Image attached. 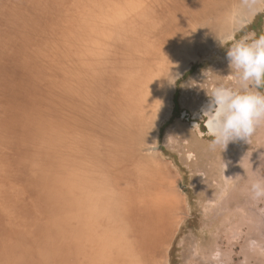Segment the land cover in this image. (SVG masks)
<instances>
[{
    "label": "bare ground",
    "instance_id": "1",
    "mask_svg": "<svg viewBox=\"0 0 264 264\" xmlns=\"http://www.w3.org/2000/svg\"><path fill=\"white\" fill-rule=\"evenodd\" d=\"M55 1L0 0V264H161L175 208L140 143L189 45L264 0H73L69 25Z\"/></svg>",
    "mask_w": 264,
    "mask_h": 264
},
{
    "label": "rangeland",
    "instance_id": "2",
    "mask_svg": "<svg viewBox=\"0 0 264 264\" xmlns=\"http://www.w3.org/2000/svg\"><path fill=\"white\" fill-rule=\"evenodd\" d=\"M60 1L54 2L63 13L56 21L69 25V14L77 7L73 6L75 0ZM94 1L106 10L113 4L112 0L81 3L86 2L89 8ZM212 1L200 0L196 4L207 6ZM228 2L237 9L235 17L243 19L228 38L213 33L205 37L206 41L189 45L186 64L180 68L177 63L181 73L173 77L165 96L166 117L160 114L153 131L146 132L140 143L141 152L151 161L157 159L166 169L163 189L175 208L174 227L161 264H264V199H253L250 190L253 181L264 179V124L257 127L250 140L232 141L224 150H213L202 116L196 117L205 100L211 99L212 88L220 83L240 87L229 66L228 49L242 39L252 38L250 35L256 31L251 26L264 27V6L251 15L238 11L237 1ZM182 15L175 12L166 28L176 20L181 23ZM161 26L164 25L157 28ZM256 90L264 93V87ZM60 116L61 121L67 118ZM194 123H199V135ZM71 170L75 171V165Z\"/></svg>",
    "mask_w": 264,
    "mask_h": 264
},
{
    "label": "clouds",
    "instance_id": "3",
    "mask_svg": "<svg viewBox=\"0 0 264 264\" xmlns=\"http://www.w3.org/2000/svg\"><path fill=\"white\" fill-rule=\"evenodd\" d=\"M227 58L240 87L220 83L209 91L211 99L202 109V120L213 150H224L232 141L250 140L264 124V93L256 90L264 87V35L234 43ZM193 127L199 135V123ZM250 190L253 199H264V179L253 181Z\"/></svg>",
    "mask_w": 264,
    "mask_h": 264
},
{
    "label": "crops",
    "instance_id": "4",
    "mask_svg": "<svg viewBox=\"0 0 264 264\" xmlns=\"http://www.w3.org/2000/svg\"><path fill=\"white\" fill-rule=\"evenodd\" d=\"M250 28L251 30L256 31L255 34L250 35V37L254 38V37H259L260 35H264V27L260 29L257 26H251Z\"/></svg>",
    "mask_w": 264,
    "mask_h": 264
}]
</instances>
